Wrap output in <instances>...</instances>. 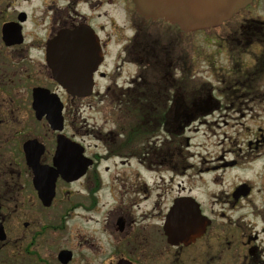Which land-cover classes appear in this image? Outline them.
Listing matches in <instances>:
<instances>
[{"label":"flooded vegetation","instance_id":"obj_1","mask_svg":"<svg viewBox=\"0 0 264 264\" xmlns=\"http://www.w3.org/2000/svg\"><path fill=\"white\" fill-rule=\"evenodd\" d=\"M79 29L99 50L73 56L84 97L48 53ZM208 31L196 87L187 39ZM195 123L230 125L237 148L194 166ZM0 264H264V0L192 33L132 0H0Z\"/></svg>","mask_w":264,"mask_h":264},{"label":"water","instance_id":"obj_2","mask_svg":"<svg viewBox=\"0 0 264 264\" xmlns=\"http://www.w3.org/2000/svg\"><path fill=\"white\" fill-rule=\"evenodd\" d=\"M253 0H132L137 14L146 20H164L177 26L185 33L206 31L217 28L230 20L239 10L248 6ZM90 49L93 61L99 60L97 36L90 30H75L62 32L61 35L49 45L50 68L55 79L62 85L69 95L88 96L91 93V66L86 71H76L73 67L74 54L78 53L81 45ZM60 46V56L57 50ZM89 54V52H88ZM91 58V57H90ZM90 58L88 64L91 65ZM79 62L78 59H76ZM94 70V69H93ZM78 78V79H77ZM81 78L84 83H76ZM84 90V92H82ZM191 209L193 207L191 206ZM191 213V212H190ZM190 233L197 235L204 228L196 229L193 225L195 219L190 216ZM192 235V236H193Z\"/></svg>","mask_w":264,"mask_h":264},{"label":"rangeland","instance_id":"obj_3","mask_svg":"<svg viewBox=\"0 0 264 264\" xmlns=\"http://www.w3.org/2000/svg\"><path fill=\"white\" fill-rule=\"evenodd\" d=\"M105 12L106 8H102L89 13L95 17L94 24L99 26L107 25V19L104 16ZM107 14L110 17L113 16L118 23L122 22V15L114 13L111 10H109ZM213 38L214 31H208L204 35L200 33L193 34L187 39L189 42L190 60L194 63V68L191 74L195 77V83L192 85H195L196 87L199 86L201 82L207 80L205 78L207 77V74L201 72L203 70V65L200 60H204V57L213 59L215 56V50L212 43ZM232 134L233 130L230 125L224 126L220 124L219 128L214 124H192L190 126V131L184 134V136L189 139V146L187 149L191 154L195 155L194 158L190 160V163L198 168H205L210 166V162L216 158L215 156L220 151H224L226 154L228 150H235L237 147L233 145L231 140L229 141V138L232 136ZM176 140H178V138ZM202 161L203 165L200 164ZM209 179L210 178L207 177V179L203 182L208 183ZM208 186L209 185L207 184V187Z\"/></svg>","mask_w":264,"mask_h":264},{"label":"trees","instance_id":"obj_4","mask_svg":"<svg viewBox=\"0 0 264 264\" xmlns=\"http://www.w3.org/2000/svg\"><path fill=\"white\" fill-rule=\"evenodd\" d=\"M142 114H143L142 117H149V116H150V115H149L150 113H149L148 110H143V111H142ZM144 127H146V126H143V128H144ZM177 142H178V141H177ZM176 146L179 147V142L176 143Z\"/></svg>","mask_w":264,"mask_h":264}]
</instances>
